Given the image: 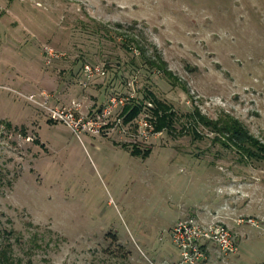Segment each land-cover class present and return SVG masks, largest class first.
<instances>
[{
    "label": "rangeland",
    "instance_id": "374dc122",
    "mask_svg": "<svg viewBox=\"0 0 264 264\" xmlns=\"http://www.w3.org/2000/svg\"><path fill=\"white\" fill-rule=\"evenodd\" d=\"M83 63L106 73L85 79ZM43 91L98 132L51 123ZM148 91L175 110L170 129H145L148 110L123 121ZM197 113L264 142V0H0V264H179L171 230L189 215L238 246L209 243L198 264H264V158Z\"/></svg>",
    "mask_w": 264,
    "mask_h": 264
},
{
    "label": "built area",
    "instance_id": "2783aa9c",
    "mask_svg": "<svg viewBox=\"0 0 264 264\" xmlns=\"http://www.w3.org/2000/svg\"><path fill=\"white\" fill-rule=\"evenodd\" d=\"M48 54L49 57L55 56L52 49H48ZM82 72L85 79H93L96 76L105 75L106 70L102 65L85 63ZM50 97L43 91L37 96V102L51 120L67 125L77 136L82 132H98L95 121L85 117L82 113L80 102L72 101L67 105H51ZM29 99L35 101V95L31 94ZM119 103L124 104L123 97L112 96L106 109L107 114ZM142 126L153 131L148 120H144ZM171 235L173 242L180 250L181 260L179 264H198L203 261L208 253L207 246L209 243H213L223 252L233 253L238 250L236 237L227 226L218 220L204 224L196 215L179 219L172 227Z\"/></svg>",
    "mask_w": 264,
    "mask_h": 264
},
{
    "label": "trees",
    "instance_id": "16d2710c",
    "mask_svg": "<svg viewBox=\"0 0 264 264\" xmlns=\"http://www.w3.org/2000/svg\"><path fill=\"white\" fill-rule=\"evenodd\" d=\"M124 45V44H123ZM127 51H132V47L129 44L125 45ZM138 48L141 47L138 45ZM159 57L157 59H151L150 57L146 59V63L152 68H158L165 74L172 76V71L168 68L167 64L162 61ZM85 63H83L84 65ZM82 65V68H83ZM150 103L151 105H148ZM148 110L150 117L148 121L151 123L154 132H161L165 129H170L173 127L175 110L166 101L159 99L153 92L148 91L143 99L138 100L136 98H131L129 102L123 105L121 115H123V121L129 123L140 116V114ZM199 122H204L206 124H214V130L223 135V143L235 149V152L246 159L253 158H264V142L259 141L257 138L253 137L243 125L235 120L226 119L224 122H211L203 121L204 117L197 113ZM196 121V123H198ZM51 123L55 121L50 119ZM195 134V132H194ZM134 153L141 154L139 148L133 150ZM149 150H146L143 154L146 155ZM240 158V159H241Z\"/></svg>",
    "mask_w": 264,
    "mask_h": 264
},
{
    "label": "crops",
    "instance_id": "0c3cea01",
    "mask_svg": "<svg viewBox=\"0 0 264 264\" xmlns=\"http://www.w3.org/2000/svg\"><path fill=\"white\" fill-rule=\"evenodd\" d=\"M222 214L221 213H218L217 215H216V217L217 218H220L219 216H221ZM208 254V253H207Z\"/></svg>",
    "mask_w": 264,
    "mask_h": 264
}]
</instances>
